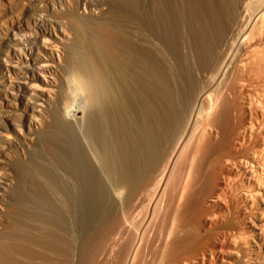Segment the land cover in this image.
I'll use <instances>...</instances> for the list:
<instances>
[{
    "label": "rangeland",
    "instance_id": "obj_1",
    "mask_svg": "<svg viewBox=\"0 0 264 264\" xmlns=\"http://www.w3.org/2000/svg\"><path fill=\"white\" fill-rule=\"evenodd\" d=\"M252 1L88 0L86 16L80 17L73 0L70 11L57 16L70 40L61 50V64L58 74L53 77L56 83L54 100L43 110L44 114L40 116L43 119L38 117L39 129L31 132L24 129L19 119L22 110L18 109L21 114L11 110L10 115L8 111H0L4 117L12 116L17 125L21 124L22 134L25 133L22 138L9 131L15 139L13 142H17L11 145L1 143L0 133V147L6 155L0 152V264H131L130 261L132 264H178L184 259L187 261L188 257V260H193L196 255L200 257L210 241L221 242L223 247H227L229 241L233 244L237 239L234 237L236 230L246 232L244 237H249L242 219L231 214H222L224 217L216 205L212 209L208 204L212 197L222 198L215 196L212 190L223 175L224 156L237 148L236 133L243 122L244 111L252 108L250 110L257 113L252 122L259 119V124L264 123V67L250 69L246 64L251 60L255 46L264 50V10L259 11L263 5L258 6L254 1L251 4ZM7 2L2 0L3 7L11 5L14 14L18 10L16 4L22 0ZM254 13L256 23L251 16ZM70 18L77 22H70L73 20ZM77 23H81L82 28ZM72 26L76 27L75 31ZM28 28H22L16 38L22 40L34 33L32 23ZM80 28L82 31H77ZM161 33L165 39L163 43L159 40ZM260 57L264 59V51ZM258 99L262 107H259ZM204 112L211 113L208 121ZM188 118L191 119L188 130L192 129V136L179 152L178 164L175 162L171 174L167 170L170 178L165 184L164 201L161 197L160 204L157 186H154L163 164L158 162L188 126ZM201 119L208 122L206 132ZM0 124V132L8 134L2 128L5 127L2 121ZM64 128L68 130L70 141H79L75 149L78 156L73 157L74 160L67 150ZM92 134L99 150L96 155L104 159L102 167H94L91 159L88 161L92 163H88L83 154L84 149L93 147V140H87ZM24 137L32 143L26 142ZM23 143H28L30 148H23ZM163 145L167 146L164 148ZM114 149H117L116 153ZM79 154H82L81 158ZM158 164H161L160 169ZM91 166L96 170L102 168L107 174L115 169L123 178V187L129 184L128 189L125 187L127 190H118L123 192L120 204L101 182L102 171L97 173ZM229 166L233 168V162ZM94 172L102 177L95 176ZM106 173L103 174L106 178L112 174ZM229 181L232 183L235 178ZM212 213L216 215L215 219ZM208 217L213 219L212 226L207 229L205 221ZM238 245L236 251L240 252L237 251L240 259L233 264H253V258L246 256L248 263L242 259L247 245ZM177 248L182 249L181 252L173 255L172 250Z\"/></svg>",
    "mask_w": 264,
    "mask_h": 264
},
{
    "label": "bare ground",
    "instance_id": "obj_2",
    "mask_svg": "<svg viewBox=\"0 0 264 264\" xmlns=\"http://www.w3.org/2000/svg\"><path fill=\"white\" fill-rule=\"evenodd\" d=\"M7 4H10L9 0H7ZM251 1V0H250ZM256 5H260L262 6L261 9L260 7H258L261 10H264V0H253ZM253 1L251 4H253ZM72 2L73 0H22L21 3H18L16 5H18V10L16 13L13 14L11 5H7L10 6V8L8 9L7 6L6 8L3 7L2 5V0H0V111L3 110L4 111H8L10 115V111L11 110H22V114L19 113L20 111L18 110L15 114L19 113L22 116L19 118L21 119L22 122V126H24V129L26 128L27 131L31 132L32 129H39V125L40 124V120H38V117H40L42 114H44L43 110L48 107L51 106L50 103L52 102V95L53 91L55 92L54 88L56 87V83L54 80V76L58 74V68L61 64V50L63 47H65V45L68 43V41L70 40V36L69 33L68 35L66 34V31L64 32V29H62V21H59L57 19V16L59 15H63V14H67V12L70 11V9L72 8ZM74 2H76V14L80 17H84L86 16V6H88V0H74ZM249 2V1H248ZM90 5V4H89ZM94 5V4H93ZM249 5V4H248ZM99 6V5H98ZM101 6V5H100ZM252 6V5H251ZM250 6V7H251ZM94 7V6H92ZM254 7V6H253ZM97 8V7H96ZM102 9V8H101ZM256 9V8H255ZM162 10V9H161ZM160 10V11H161ZM257 11V9H256ZM255 11V13H256ZM96 12V10H95ZM253 13V11H250ZM93 13V12H92ZM160 13V12H159ZM254 13V14H255ZM258 13V12H257ZM256 13V14H257ZM256 14L253 16V14L251 15L253 17V19L255 18V23H256ZM91 15V14H90ZM71 16V15H70ZM74 16V15H73ZM77 16V17H78ZM38 17V18H37ZM163 17V16H162ZM62 18V17H61ZM74 18V17H73ZM70 18L69 20L73 19ZM160 18V17H158ZM76 21L75 19H73L70 22ZM163 21V20H162ZM32 23L33 27H34V33L28 35V36H24V38L21 40L18 36V32L21 30L22 28H26L29 29L28 26L30 27V24ZM64 23V22H63ZM75 23V22H73ZM72 23V25H73ZM78 24V23H77ZM75 24V25H77ZM81 24V23H80ZM78 24V27L82 26ZM111 24V23H110ZM163 24V23H162ZM107 25V24H106ZM66 26V25H65ZM74 26V25H73ZM72 26V28H73ZM85 27V26H84ZM166 27V26H165ZM255 27V24L254 26ZM66 28V27H65ZM68 28V27H67ZM71 28V27H70ZM69 28V29H70ZM80 28V29H81ZM106 28V27H105ZM104 28V29H105ZM76 29V27H75ZM75 29L73 28V30L75 31ZM77 30V31H82L81 30ZM258 29V28H257ZM33 30V29H31ZM159 30V29H158ZM259 30V29H258ZM24 31V30H23ZM73 31V32H74ZM162 31V30H160ZM170 31V30H169ZM26 32V30H25ZM260 32V31H259ZM82 33V32H81ZM80 32L78 34H81ZM158 33V32H157ZM24 33H22L23 35ZM74 34H76L74 32ZM260 34V33H259ZM259 34L257 35L258 37ZM16 35L17 38H16ZM20 35V36H22ZM77 35V34H76ZM83 35V33H82ZM169 35V34H168ZM261 35V34H260ZM74 36V35H73ZM84 36V35H83ZM82 36V37H83ZM77 40H78V36ZM99 37V36H98ZM166 37V35H165ZM19 38V39H18ZM81 38V36L79 37ZM161 43H163L164 36L161 33L160 37ZM171 38V37H170ZM263 38V37H262ZM81 40V39H80ZM84 40V38H83ZM158 40V38H157ZM169 40V39H168ZM259 40V39H258ZM262 40V39H261ZM166 42V41H165ZM159 43V41H158ZM240 44L242 45L243 43L240 42ZM162 45V44H161ZM166 45V44H165ZM164 45V47H165ZM257 45V44H256ZM70 46V45H69ZM240 46V45H239ZM68 47V46H67ZM80 47V46H79ZM244 47V46H243ZM247 47V46H246ZM249 47V46H248ZM252 47V46H251ZM259 47V45H258ZM261 47V46H260ZM159 48V47H158ZM197 48V47H196ZM71 49V48H70ZM224 49V48H223ZM252 49V48H251ZM250 49V50H251ZM238 50V49H237ZM244 50V49H243ZM74 51V50H73ZM263 47H262V51L261 49L257 48L256 46L252 49L253 52V56H251V60L246 64L250 67V69H252L251 67H253L254 69L258 68L259 66L264 67V59L262 57H260L263 54ZM67 52V51H66ZM162 52V50H161ZM165 52V51H164ZM243 52V51H242ZM241 52V53H242ZM246 52V51H245ZM249 52V51H248ZM262 52V54L260 53ZM235 53V52H234ZM238 54L240 53L239 51L237 52ZM247 53V52H246ZM63 54V53H62ZM192 54V53H191ZM223 54V53H222ZM261 54V55H259ZM69 55V54H68ZM63 56V55H62ZM214 56V55H213ZM237 56V54H236ZM164 57V56H163ZM221 58V57H220ZM233 58V57H232ZM238 58V57H237ZM263 61H262V59ZM177 59V58H176ZM182 59V58H181ZM236 59V58H235ZM247 60V59H246ZM164 61V60H163ZM222 61V60H220ZM234 61V59H233ZM262 61V64H261ZM171 62V61H170ZM227 62V61H226ZM217 64V63H216ZM223 66V64H222ZM230 66V65H229ZM64 67V66H63ZM241 68V67H240ZM244 68V67H243ZM261 68V67H259ZM221 69V68H220ZM234 69V68H233ZM232 69V70H233ZM245 69V68H244ZM264 69V68H263ZM214 70V69H213ZM216 70V69H215ZM219 70V69H218ZM227 71V70H226ZM245 71V70H244ZM247 71V70H246ZM259 71V70H258ZM228 72V71H227ZM232 72V71H231ZM261 72V71H260ZM259 72V73H260ZM264 72V70H263ZM218 73V72H217ZM226 74V72H225ZM263 74V73H262ZM217 75V74H216ZM256 75V74H255ZM260 75V74H259ZM236 76V75H235ZM234 76V77H235ZM54 77V78H53ZM257 78V77H256ZM124 79V78H123ZM215 79V78H214ZM252 79V78H251ZM253 80V79H252ZM61 81V80H60ZM214 81V80H213ZM221 81V80H220ZM239 81V80H238ZM258 81V80H257ZM57 82V81H56ZM119 82V81H118ZM233 82V81H232ZM244 82V81H243ZM212 83V81H211ZM234 83V82H233ZM261 83V82H260ZM206 84V83H205ZM229 84V83H228ZM264 84V83H263ZM210 85V84H209ZM241 85L242 84L241 82ZM246 85V84H245ZM253 85V84H252ZM225 86V84H224ZM206 87V86H204ZM220 87V86H219ZM245 87V86H244ZM58 88V87H57ZM164 88V87H163ZM238 88V87H237ZM252 88V87H251ZM216 89V88H215ZM221 89V88H220ZM174 90V89H173ZM203 90V88H202ZM206 90V89H205ZM223 90V89H222ZM220 90V91H222ZM214 91V90H213ZM218 91V90H217ZM226 91V90H224ZM212 92V91H211ZM248 92V91H247ZM201 93V92H200ZM204 92H202L201 94H203ZM210 93V92H209ZM220 93V92H219ZM227 93V92H226ZM237 93V92H236ZM255 93V92H254ZM258 93V92H257ZM211 94V93H210ZM224 94V93H223ZM263 94V93H262ZM200 95V94H199ZM198 95V97H199ZM229 95V94H228ZM257 95V94H256ZM195 96V95H194ZM212 96V95H211ZM216 96V95H215ZM221 96V95H220ZM264 96V94L262 95ZM260 96V97H262ZM113 97V96H111ZM197 97V99H198ZM222 97V96H221ZM239 97V96H238ZM122 98V96H121ZM217 98V97H216ZM248 98V97H247ZM116 99V98H114ZM204 99V97L202 98ZM207 99V98H206ZM209 99V96H208ZM212 99V98H210ZM261 99V98H260ZM264 99V98H263ZM56 100V99H55ZM186 100V99H185ZM115 101V100H114ZM117 101V100H116ZM207 101V100H206ZM220 101V100H219ZM240 101V100H239ZM245 101V100H244ZM254 101V99H253ZM262 101V99H261ZM120 102V101H119ZM210 102V101H209ZM218 102V101H217ZM216 102V103H217ZM115 103V102H114ZM205 103V102H203ZM208 103V102H207ZM211 103V102H210ZM215 103V102H214ZM213 103V104H214ZM220 103V102H218ZM228 103V102H227ZM240 103V102H239ZM248 103V102H246ZM251 103V101H250ZM263 103V102H262ZM110 104V103H109ZM113 104V103H112ZM117 104V103H116ZM252 104V103H251ZM256 104V103H255ZM258 105L259 107L261 106V103H259V99H258ZM192 105V104H191ZM120 106V105H119ZM217 106V105H216ZM243 106V105H241ZM247 107V105H245ZM250 106V104H249ZM252 106V105H251ZM257 107V105H254ZM192 107V106H190ZM195 107V104H194ZM215 107V105H214ZM212 108L215 110V108ZM253 107V106H252ZM50 108V107H49ZM211 108V107H208ZM240 108V107H239ZM245 108V107H243ZM258 108V107H257ZM256 108V109H257ZM194 109V108H192ZM249 108L248 111H244V116H243V122L240 125L237 133H236V140H237V148H235V152H231L228 153L224 156L223 159V164H222V177H220L221 179H219L218 181H216V183L214 184L213 187V194L221 196L222 198L217 197H212L209 200V204L212 206H217L221 215L222 214H231V216H234L235 218H239L242 219L241 221H244L246 227L248 229L249 232V237H244L243 233L241 231L236 230L234 233V237L237 238L239 241H231L232 243L228 242L227 247H223V243L221 244V242H216V241H210V243L206 246V250L204 251V253L199 257L198 255H196L193 260H188V258L186 259L187 261H181L178 264H233L234 262H237L240 258V256L237 255L238 252L236 251L237 249V245L238 244H243V245H247V249L245 250V254H242L245 257H242V259L244 258H253V264H264V123L259 124V119L256 121V123L252 122V117L253 115H256L255 112L256 111H251ZM47 110V109H46ZM201 110V109H200ZM244 110V109H243ZM184 111V110H183ZM193 111V110H192ZM211 111V110H210ZM209 111V112H210ZM241 111V110H240ZM257 111L261 112L260 109ZM263 111V109H262ZM8 112H5L6 114ZM43 112V113H42ZM201 112V111H200ZM243 112V111H242ZM264 112V111H263ZM1 113V112H0ZM13 112H11L12 114ZM13 113V114H14ZM136 113V112H135ZM192 114V112H190ZM189 113V114H190ZM199 113V112H198ZM206 113V112H204ZM213 113V112H212ZM239 113V112H238ZM201 114V113H200ZM234 114V113H233ZM2 115V113L0 114V116ZM211 113H206L205 117L208 121V118H210ZM262 115V114H260ZM4 120H2L3 118L0 117L3 126H5L7 129L4 131H12L11 134H13L15 137H22V131L19 128L21 124L17 125L16 122H14L12 116H5L4 114L2 115ZM20 116V115H18ZM111 116V115H110ZM192 116V115H191ZM199 116V115H197ZM241 116V115H240ZM176 117V116H175ZM178 117V116H177ZM203 117V116H202ZM15 118V117H14ZM42 118V117H40ZM39 118V119H40ZM191 118V117H190ZM190 118L187 119V124L188 126H186V128L183 130V132H181V134L175 138V142H173V145H169L171 146L170 148L166 149L168 150L165 153V156L163 158V160H160L158 163H160L162 161V165H161V169H160V165L159 168L160 170L156 169L159 171V176L157 184L154 183V186H157V195L159 197V202L160 201H164L163 199V194H164V188H165V184L168 178V173L167 170L169 169L171 174V170L173 168V166H175V162H177V157L180 154L179 152H182V149L185 148L184 146H186V142L188 143L190 137L192 136V129L189 132L188 127L191 121ZM197 117H195L196 120ZM212 118V117H211ZM256 118V117H255ZM263 118V117H262ZM17 119V118H16ZM18 119V120H19ZM43 119V118H42ZM205 119V120H206ZM213 119V118H212ZM150 120V119H149ZM194 120V122H195ZM203 121V131L206 132L208 126V122L205 121L204 119H201ZM255 120V119H254ZM263 120V119H260ZM0 121V122H1ZM165 121V120H164ZM179 121V120H178ZM201 121V123H202ZM211 121V119H210ZM41 122H43L41 120ZM186 122V121H185ZM193 122V125L195 124ZM207 122V123H206ZM212 122V121H211ZM235 122V121H234ZM20 123V122H19ZM213 123V122H212ZM215 123V122H214ZM197 124H199V122H197ZM196 124V126H197ZM1 125V124H0ZM42 125V124H41ZM101 125V124H99ZM146 125V124H145ZM192 125V127H193ZM210 125V124H209ZM21 126V127H22ZM97 126V125H96ZM108 126V125H107ZM147 126V125H146ZM195 126V127H196ZM202 126V125H201ZM199 127L202 128V127ZM206 126H208L206 128ZM213 126V124H212ZM221 126V125H220ZM111 127V126H110ZM138 127V126H137ZM191 127V128H192ZM194 127V128H195ZM215 127V126H214ZM41 128V127H40ZM66 128V126H65ZM64 128V129H65ZM99 128V127H97ZM184 128V126H183ZM182 128V129H183ZM193 128V129H194ZM206 128V129H205ZM210 128L212 129V127L210 126ZM209 128V130H210ZM67 129V128H66ZM65 129V130H66ZM196 129V128H195ZM194 129V130H195ZM198 129V130H199ZM215 130V129H214ZM213 130V131H214ZM181 130H179L178 132L180 133ZM201 131V130H200ZM212 131V130H211ZM233 131V130H232ZM24 132V131H23ZM27 132V133H28ZM98 132L99 129H98ZM144 132V131H143ZM171 132V131H170ZM176 131V133H178ZM197 132V131H196ZM217 132V131H216ZM2 134L1 139L3 140L1 143H4L6 145H11L12 143L14 144L15 142H13V137H11L10 132L8 134H3L2 130L0 132ZM38 133V132H37ZM65 133V141H66V145H67V150H69V152L72 153V159L74 160L75 157H77L78 155L76 154V147L79 144V141H70L69 140V136H68V130H66ZM191 133V135H189ZM202 133V132H201ZM211 133V132H210ZM0 134V135H1ZM31 133H29L30 135ZM36 134V133H34ZM123 134V133H122ZM142 134V133H141ZM200 134V133H199ZM204 134V133H203ZM208 134V132H207ZM216 134V133H215ZM27 135V134H26ZM64 135V134H63ZM178 135V134H177ZM201 135V134H200ZM212 135V133H211ZM24 136V135H23ZM176 136V135H175ZM14 137V138H15ZM28 137V136H27ZM171 137V135L169 136ZM168 137V138H169ZM194 137V136H193ZM218 137V136H217ZM23 138V137H22ZM97 138V137H95ZM99 138V137H98ZM151 138V137H150ZM189 138V139H188ZM198 138V145H200L201 142H199V137ZM196 138V139H197ZM29 139V138H28ZM33 139V137H32ZM102 139V138H101ZM131 139V138H130ZM172 139V138H170ZM234 139V138H232ZM21 140V138H20ZM24 140H27L24 137ZM87 140H93V134L90 135L88 137ZM95 140V139H94ZM93 140V147H89L83 150V154L85 156H87V161L89 159L94 161L93 164L94 167L96 165H98L99 167H102V161H104V159L102 160L101 158L99 159V155H96V150H98V148H96L97 146L95 145V141ZM133 140V139H132ZM188 140V141H187ZM202 140V138H201ZM1 141V140H0ZM18 141V140H17ZM63 141V140H62ZM98 141V139H97ZM158 141V140H157ZM168 141V140H167ZM171 141V140H170ZM169 141V143H170ZM173 141V140H172ZM197 140H195L196 143ZM230 141V140H229ZM233 141V140H232ZM22 142V141H21ZM26 142H31V139L27 140ZM24 142V143H26ZM95 142V143H94ZM203 142V141H202ZM23 143V148H30L27 145ZM63 143V142H62ZM61 143V144H62ZM98 143V142H97ZM191 143V140H190ZM204 143V142H203ZM17 144V142H16ZM22 145V143H20ZM18 144V145H20ZM100 144V143H99ZM166 144V143H165ZM194 144V143H193ZM235 144V143H234ZM65 145V144H63ZM168 145V143H167ZM166 145V146H167ZM195 145V144H194ZM197 145V143H196ZM233 145V144H232ZM16 146V145H15ZM166 146L163 145V147L165 148ZM192 146V145H191ZM6 147V146H5ZM3 145V148H5ZM17 147V146H16ZM189 147V146H188ZM199 147V146H197ZM196 147V148H197ZM202 147V145H200V148ZM2 147H0L1 149ZM8 148V147H7ZM21 148V147H20ZM23 148L21 149L23 151ZM106 148V147H105ZM195 148V147H194ZM17 149V148H16ZM101 149V148H99ZM160 149V148H159ZM162 149V148H161ZM4 150V149H3ZM19 150V149H18ZM61 150V149H60ZM66 150V151H67ZM102 150V149H101ZM107 150V149H106ZM105 150V152H106ZM121 150V149H120ZM119 150V151H120ZM184 150V149H183ZM225 150V149H224ZM21 151V152H22ZM99 151V150H98ZM104 151V149H103ZM109 151V149H108ZM115 153L117 151V149H114ZM191 151V150H190ZM189 151V152H190ZM195 151V150H193ZM197 151V149H196ZM198 151L199 148H198ZM0 152H3L2 149L0 150ZM19 152V151H18ZM20 152V153H21ZM68 152V151H67ZM111 152V151H110ZM109 152V154H110ZM137 152V151H136ZM164 152V151H163ZM188 152V151H187ZM192 152V151H191ZM228 152V151H227ZM4 153V152H3ZM99 153V152H98ZM114 153V154H115ZM118 153V152H117ZM147 153V152H146ZM198 153V152H196ZM25 154V153H23ZM65 154V153H64ZM69 154V153H68ZM105 154V153H104ZM119 154V153H118ZM117 154V155H118ZM134 154V153H133ZM138 154V153H137ZM157 154V153H156ZM188 154V153H186ZM195 154V153H194ZM5 155V153H4ZM80 155V154H79ZM82 155V154H81ZM80 155V158H81ZM140 155V154H139ZM142 155V154H141ZM191 155V154H190ZM3 156V155H2ZM6 156V155H5ZM25 156V155H24ZM119 156V155H118ZM138 156V155H137ZM136 156V157H137ZM147 156V155H146ZM193 156V155H192ZM195 156H197L195 154ZM194 156V157H195ZM66 157V156H65ZM74 157V158H73ZM101 157V156H100ZM104 157V156H103ZM107 157V154H106ZM140 157V156H139ZM143 157V156H142ZM152 157V156H151ZM162 157V156H161ZM221 157V156H219ZM112 158V157H111ZM117 158V157H116ZM119 158H121L119 156ZM190 158V157H189ZM188 158V160H189ZM193 158V157H192ZM223 158V157H222ZM64 159V158H63ZM70 159V158H69ZM109 159V158H108ZM158 159V157H157ZM182 159V158H180ZM178 159V160H180ZM220 159V158H219ZM84 160V159H83ZM114 159H112L113 161ZM152 160V159H151ZM217 160V159H216ZM88 163H92L89 162ZM122 161V160H121ZM71 162V160H70ZM80 162V161H79ZM108 162V161H107ZM218 162V161H216ZM233 162L234 167L231 168L229 166V163ZM66 163V161H65ZM68 163V162H67ZM73 164L75 162H72ZM116 163V162H114ZM119 163V162H118ZM155 163V162H154ZM220 163V162H219ZM218 163V164H219ZM76 164V163H75ZM103 164H105L103 162ZM111 164V163H110ZM178 164V162H177ZM90 166V164H88ZM157 165V164H155ZM198 165V164H197ZM231 165V164H230ZM66 166V165H65ZM69 166V165H68ZM77 166V165H76ZM93 166V165H92ZM93 171H96L98 173V170H96V168L92 167ZM113 166V165H112ZM129 166V165H128ZM191 166V165H190ZM218 166V165H217ZM232 166V165H231ZM70 167V166H69ZM75 167V166H73ZM108 167V166H107ZM154 167V166H153ZM156 167V166H155ZM95 170H94V169ZM105 168V165H104ZM110 168V167H108ZM115 168V167H114ZM120 168V167H119ZM157 168V167H156ZM190 168V167H189ZM188 168V169H189ZM219 168V167H218ZM79 169V168H78ZM83 169V168H82ZM89 169V168H88ZM155 169V168H154ZM175 169H177L175 167ZM194 169V168H193ZM66 170V169H65ZM106 170V168H105ZM111 170V169H110ZM109 170V171H110ZM124 170V169H123ZM123 170H121L123 172ZM137 170V169H136ZM150 170V169H149ZM102 171V173H101ZM126 171V170H125ZM128 171V170H127ZM148 171V170H147ZM177 171V170H176ZM189 171V170H188ZM87 172V171H86ZM94 172V173H96ZM104 171L102 170V168L99 170V173L102 174V176H97V173L95 176L97 177H102V183L104 184L106 189H109L110 193L113 194V198L114 200L118 201L121 199L122 193L119 192L118 190H127L129 186H127V184H125L126 188L123 187L124 185V181L123 178L120 177V174H118V172H116V170L114 169V171H110L108 174L106 173L107 171H105L104 173H106L107 178L103 175ZM131 172V171H130ZM134 172V171H133ZM140 172V171H139ZM153 172V171H152ZM155 172V171H154ZM68 173V172H67ZM173 173V172H172ZM179 173V172H178ZM184 173V172H183ZM189 173V172H188ZM71 174V173H70ZM116 174L118 175V177L116 176ZM127 174V173H126ZM137 174V172H136ZM155 174V173H153ZM157 174V175H158ZM192 174V173H190ZM92 175V174H91ZM125 175V174H124ZM133 175V174H132ZM174 175V174H173ZM179 175V174H178ZM185 175V174H184ZM4 176V175H3ZM71 176V175H70ZM88 176V175H87ZM139 176V175H138ZM175 176V175H174ZM190 176V175H188ZM192 176V175H191ZM79 177V176H78ZM110 177H112L110 179ZM76 178V175H75ZM100 178L99 181L101 180ZM150 178V177H149ZM153 178V177H152ZM230 178H235V181L230 183ZM83 179V178H82ZM155 179V177H154ZM187 179V178H186ZM191 180V178H189ZM129 180V179H128ZM79 181V179H78ZM89 181V180H88ZM153 181V180H152ZM174 181V180H173ZM183 181V180H182ZM128 182V181H127ZM156 182V180H155ZM186 182V181H185ZM6 183V182H5ZM87 183V182H86ZM144 183V182H143ZM168 183V182H167ZM183 183V182H182ZM95 184V183H94ZM101 184V183H100ZM142 184V183H141ZM181 184V182H180ZM187 184V183H186ZM211 184V183H210ZM129 185V184H128ZM147 185V184H146ZM171 185V184H170ZM8 186V185H7ZM11 186V185H10ZM102 186V185H101ZM167 186V185H166ZM141 187V186H140ZM175 187V186H174ZM100 188V186H99ZM115 188V189H113ZM156 188V187H155ZM169 188V187H167ZM212 188V187H211ZM130 189V188H129ZM181 189V188H180ZM117 190V191H116ZM138 190V189H137ZM100 191V190H99ZM106 190H104L103 193H105ZM123 191V190H122ZM136 191V190H135ZM181 191V190H180ZM179 191V192H180ZM102 192V190H101ZM117 192V193H116ZM172 192V191H171ZM108 193V192H106ZM127 193V191L125 192ZM137 193V192H136ZM166 193V191H165ZM4 194V193H3ZM109 194V193H108ZM127 195V194H126ZM175 195V194H174ZM136 196V195H135ZM134 196V197H135ZM165 196V195H164ZM179 196V195H178ZM209 196V195H208ZM214 196V195H213ZM101 197V196H100ZM130 197V196H129ZM157 197V198H158ZM162 197V198H161ZM106 198V196H105ZM112 198V199H113ZM160 198L162 200H160ZM221 200H219V199ZM110 199V197H109ZM134 199V198H133ZM105 201V200H104ZM111 201V200H110ZM108 202V201H106ZM114 202V201H113ZM123 202V201H122ZM170 202V201H169ZM173 202V201H172ZM64 203V202H63ZM103 203V202H102ZM109 203V202H108ZM174 203V202H173ZM117 204V203H115ZM120 204V203H119ZM161 204V203H160ZM159 204V205H160ZM163 204V203H162ZM82 205V204H81ZM123 205V204H122ZM207 205V204H206ZM119 206V205H118ZM166 206V205H165ZM66 207V206H65ZM117 207V206H116ZM115 208V207H114ZM132 208V207H131ZM209 208V206L207 207ZM213 209V207H212ZM209 210V209H208ZM215 211V210H214ZM162 212V211H161ZM106 213V212H105ZM127 213V212H126ZM131 213V212H130ZM153 214V213H152ZM213 214V213H212ZM124 215V214H123ZM126 215V214H125ZM209 215V214H208ZM215 215V214H213ZM152 216V215H151ZM176 216V214H175ZM210 216V215H209ZM220 216V215H219ZM224 216V215H222ZM224 216V217H225ZM174 217V216H173ZM213 217V216H212ZM211 217V218H212ZM216 215L213 217L215 219ZM125 218V217H124ZM208 217V219H206L205 221V225L208 227H211L212 225V219ZM101 219V218H100ZM152 219V217H151ZM221 219V218H220ZM157 220V219H156ZM174 221V220H173ZM172 221V222H173ZM228 222V221H227ZM243 222V223H244ZM214 223V222H213ZM101 224V223H100ZM175 224V223H174ZM203 224V223H202ZM131 225V224H130ZM123 226V225H122ZM149 226V225H148ZM172 226V225H171ZM174 227V226H173ZM172 227V229H173ZM241 227V226H240ZM113 228V227H112ZM149 228V227H148ZM150 229V228H149ZM204 230V229H203ZM153 231V230H152ZM170 231V230H169ZM243 231V230H242ZM162 233V232H161ZM198 233V232H197ZM246 233V232H245ZM244 233V234H245ZM166 234V233H165ZM225 234V233H224ZM199 235H201L199 233ZM207 235V234H206ZM230 235V234H229ZM247 235V234H245ZM148 236V235H147ZM195 236V235H194ZM205 236V234H204ZM208 236V235H207ZM212 236V235H211ZM210 236V237H211ZM101 237V236H100ZM141 237V236H140ZM166 237V236H165ZM222 237V236H221ZM150 238V237H149ZM225 238V236H224ZM117 239V237H116ZM147 239V238H146ZM233 239V238H231ZM193 240V239H192ZM225 241V240H224ZM228 241V238H227ZM172 242V241H171ZM235 242H243V243H235ZM142 243V242H141ZM173 243L174 239H173ZM179 243V242H178ZM186 243V242H185ZM193 243V242H191ZM190 243V246H191ZM158 244V243H157ZM169 244V243H168ZM197 244V243H196ZM203 244V243H202ZM134 245V244H133ZM173 245V244H172ZM180 245V244H179ZM114 246V245H113ZM169 246V245H168ZM185 246V245H184ZM195 246V245H193ZM239 246V245H238ZM244 246V247H245ZM137 247V246H136ZM139 247V245H138ZM147 247V246H146ZM167 247V245H166ZM165 247V248H166ZM240 247V246H239ZM116 248V247H115ZM141 248V247H140ZM139 248V250H140ZM169 248V247H168ZM191 248V247H190ZM196 248V247H195ZM224 248H228V250H224ZM243 248V247H241ZM174 249V248H173ZM11 250V249H10ZM110 250V249H109ZM138 250V249H137ZM138 250V251H139ZM182 249H176V250H172V254H178L179 252H181ZM185 250V249H184ZM188 250V249H187ZM195 250V249H194ZM240 250V249H239ZM168 250H165V254H167ZM171 251V250H170ZM192 251V250H191ZM247 251V252H246ZM124 252V251H123ZM143 252V251H142ZM203 252V251H201ZM76 253V252H75ZM137 253V251H136ZM139 253V252H138ZM183 253V252H182ZM190 253V252H189ZM240 253V252H239ZM130 254V253H129ZM146 254V253H145ZM170 254V253H169ZM169 254L167 256H169ZM181 254V253H180ZM197 254V253H196ZM172 255V256H173ZM183 255V254H182ZM147 256V255H146ZM164 256V255H163ZM184 256V255H183ZM247 256V257H246ZM166 257V255H165ZM193 257V256H192ZM98 258V257H97ZM167 258V257H166ZM175 258V257H174ZM181 258V257H180ZM186 258V257H185ZM128 259V258H127ZM135 259V258H134ZM141 259V258H140ZM172 259V258H169ZM179 259V258H178ZM182 259V258H181ZM243 259V260H244ZM133 260V257L132 259ZM173 260V259H172ZM183 260V259H182ZM246 261V259L244 260ZM148 262V261H147ZM146 262V263H147ZM247 262V261H246ZM33 263V262H32ZM130 263L132 264V262L130 261ZM154 263V262H152ZM167 264V262H165ZM169 263V262H168ZM248 263V262H247ZM176 264V263H174ZM244 264V263H242ZM246 264V263H245ZM249 264V263H248Z\"/></svg>",
    "mask_w": 264,
    "mask_h": 264
}]
</instances>
